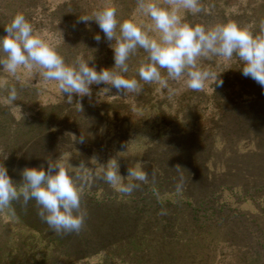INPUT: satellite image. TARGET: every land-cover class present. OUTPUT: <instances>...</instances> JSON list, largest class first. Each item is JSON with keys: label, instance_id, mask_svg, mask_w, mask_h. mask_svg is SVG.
<instances>
[{"label": "rangeland", "instance_id": "1", "mask_svg": "<svg viewBox=\"0 0 264 264\" xmlns=\"http://www.w3.org/2000/svg\"><path fill=\"white\" fill-rule=\"evenodd\" d=\"M248 1L254 0H201V13L185 15L193 23L214 24L228 19L241 24L254 23L258 31L259 21L264 18V4L256 0L249 6ZM112 3L121 20L131 18L136 11V0H112ZM101 4L102 0H0V36L5 35L4 25L10 22L11 14L22 11L37 31L57 45L66 60L71 61L77 56L93 57L90 64L94 63L97 71L111 68L114 52L110 44L114 41L104 38L94 20L83 22L79 19L92 15ZM69 24L75 28L73 35L64 29ZM97 34L101 36L99 42L94 38ZM106 42H109L107 47ZM145 57L142 49L131 57L130 78L139 79L135 69ZM201 63L202 67L219 74L222 86H216L210 80L203 92L186 89L170 95L158 84L141 81V95L123 96L118 95L115 88L108 91L109 85L93 84L91 97L81 98L74 94L72 104L66 102V96L59 93L54 81L45 82L38 75L25 74L22 82H16L0 72V81L8 80L18 93L17 100L9 102L6 99L8 92L0 90V153L18 152L19 148L41 137L56 139L65 148L72 149L63 156V160L71 164V171L84 162L92 165L90 172L97 173L101 166L96 167L93 163L101 156L102 147L117 144V134L126 130L124 156L128 160L127 169L137 168L146 148L153 147L150 154L156 151L159 156L168 149L173 151L178 145L197 149L200 146L198 138L202 135L214 138V153L224 154V159L231 157L232 150L239 154L254 150L253 137L241 135L246 130L243 123L249 114V107L244 102L255 95L264 98V88L242 74L238 57L234 56L231 62L215 58ZM162 74L166 75V72L162 71ZM169 84L173 88L182 86L174 81ZM68 131L75 132L77 141L81 136L89 143L93 140L94 150L73 146L74 136L68 140ZM2 159L0 155V161ZM7 161L8 158L3 163L6 165ZM239 182H247L249 190L224 189L216 195L217 201L208 200L201 209L187 206L184 197H177L178 192L167 189L176 185L174 181L166 183L168 187L159 199L182 207L180 213L185 210L194 213L192 218L195 220L181 237L185 241L176 246V258L165 262L155 259L148 264H264L263 164L246 173ZM24 228L8 210L0 211V264H26L23 253L29 250L31 242L40 245L38 249L42 250L43 241L42 245L38 240L36 244L31 240L34 236L31 237ZM56 257H59L58 252ZM37 259L42 258L38 256ZM100 260L101 255L94 256L90 264Z\"/></svg>", "mask_w": 264, "mask_h": 264}, {"label": "clouds", "instance_id": "2", "mask_svg": "<svg viewBox=\"0 0 264 264\" xmlns=\"http://www.w3.org/2000/svg\"><path fill=\"white\" fill-rule=\"evenodd\" d=\"M202 11L201 0H136L135 13L121 20L112 0H102L92 15L79 17L83 22L94 20L104 38L114 41L110 44L114 65L99 71L94 63L90 64L93 57L77 56L66 60L57 45L37 31L24 12L17 11L4 25L5 35L0 36V72L16 82H22L25 74L38 75L45 82L54 81L59 93L66 96V102L72 104L74 94L81 98L91 97L93 84L109 85L108 91L115 88L118 95L123 96L141 95L143 84H158L170 95L186 89L203 92L208 81L216 86H222L223 81L219 74L202 67L201 62L215 58L231 62L235 56L241 62L242 74L264 88V18L259 21L258 31L254 23L241 24L228 19L203 24L186 18L185 13L196 16ZM94 38L97 42L101 40L99 34ZM139 49L146 57L135 69L139 79L130 78L129 61ZM169 81L182 86L173 88ZM0 90L8 92L7 101L17 100V89L8 80L0 81ZM79 110L82 111L80 104ZM74 142L83 143L84 137L77 141L74 136ZM0 155L3 156L0 161V211L8 210L15 215L13 201L22 200L24 206L35 201L41 221L56 235L81 233L88 215L87 209L82 207V184L93 173L75 175L69 162L60 158L47 159V169L43 164L25 167L21 171L22 182L17 183L3 163L8 154ZM85 166L84 162L79 165L81 169ZM177 166L179 171L181 167ZM119 169L118 159H110L96 178L125 196L139 188V183L133 181H149L143 166L128 168L127 177L131 179L127 183ZM183 179L181 176L175 185L178 193L184 188ZM152 180L155 181L154 175ZM158 214L166 215L167 212L161 210Z\"/></svg>", "mask_w": 264, "mask_h": 264}, {"label": "trees", "instance_id": "3", "mask_svg": "<svg viewBox=\"0 0 264 264\" xmlns=\"http://www.w3.org/2000/svg\"><path fill=\"white\" fill-rule=\"evenodd\" d=\"M260 1L264 4V0ZM255 3L256 0L252 3L248 1L249 6ZM71 24L64 26V29L73 35L75 28H72ZM244 103L249 107V114L243 123L247 126L246 130L241 135L245 137L249 134L253 137L254 150L245 154L232 150L231 157L224 159V154L214 153V138L211 135L198 138L200 146L197 145V149L187 147L186 144L178 145L173 151L168 149L159 156L155 149V152L150 154L153 147L146 148L137 168L143 166L149 175V181H133L140 186L130 196L115 191L102 179L96 178L97 174L102 173L108 160L118 159L120 175L125 177V183L131 179L127 177L128 160L126 161L124 156L127 149V140H124L127 130L117 134L118 143L102 147L101 156H97L93 163L96 167L101 166L100 172L91 171L93 176L88 177L82 184V207L87 209L88 215L85 228L78 235H56L41 221L35 201H29L27 206L22 204V200L13 201V217L17 218L21 227H25L31 237L34 236L32 241L36 244L39 241L41 245L44 243L41 250L38 249L40 245L31 242L29 250L23 253L26 256V264H90V259L97 255H101V260L95 264H148L153 263L155 259L165 262L176 258V246L185 241L181 237L189 231V224L195 219L192 218L194 213H188L186 210L180 213L182 207L170 203L169 200L159 199L168 187L166 183L172 180L176 184L182 176L184 188L175 195L184 197L187 206L201 209L208 200L217 201L216 195L224 189L239 187L244 191L249 190L248 183H241L240 179L261 164L264 166V98L255 95ZM73 134L75 132L68 131L67 139L70 140ZM44 140L46 139L42 137L34 140L24 148H19L18 152L7 156L5 166L13 181L22 182L21 171L25 167H39L43 164L47 169V159L63 160V156L72 150L56 142V139ZM73 146L89 150L95 148L93 140L90 143L74 142ZM90 165L87 164L83 169L78 167L71 172L75 175H86L90 172ZM177 165L181 167L179 171ZM171 188L167 189L175 190V186ZM161 210H166L167 214L159 215ZM56 252L59 253L58 258ZM38 256L42 259L38 260Z\"/></svg>", "mask_w": 264, "mask_h": 264}]
</instances>
